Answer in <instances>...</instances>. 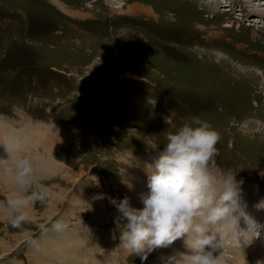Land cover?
I'll return each instance as SVG.
<instances>
[{"label":"rangeland","instance_id":"1","mask_svg":"<svg viewBox=\"0 0 264 264\" xmlns=\"http://www.w3.org/2000/svg\"><path fill=\"white\" fill-rule=\"evenodd\" d=\"M133 5L139 6L135 14ZM83 34L88 41H66ZM195 50L235 67L241 77L202 62ZM51 113L72 131L77 127L80 142L42 143L33 182L51 189V204H32L22 228L11 225L16 213L7 203L22 189L0 164L6 174L0 175V258L59 217L78 229L95 219L98 264H139L141 258L121 244L114 223L120 214L111 201L127 196L133 208L143 207L145 166L163 151L167 132L194 116L221 133L217 171L235 175L241 188L260 184L264 199V126L249 118L264 120V0H0V142L12 135L23 146L35 142L45 133L43 124L17 131L1 123L20 126ZM2 145L0 159L15 158L23 148ZM240 213L231 217L230 224H239L231 233L224 225L229 236L240 232ZM263 219L255 223L264 230ZM185 240L156 249L143 264H167L169 256L188 251ZM237 241L226 237L225 260L247 264ZM254 249L264 262V242ZM28 253V264H56L41 258L38 248Z\"/></svg>","mask_w":264,"mask_h":264},{"label":"clouds","instance_id":"2","mask_svg":"<svg viewBox=\"0 0 264 264\" xmlns=\"http://www.w3.org/2000/svg\"><path fill=\"white\" fill-rule=\"evenodd\" d=\"M165 138L163 151L146 165L149 191L141 194L143 207L133 208L127 196L119 203L111 201L120 214L114 223L121 244L143 262L156 249L186 237L188 251L169 256L167 264H226L222 251L226 237L230 243L238 241L237 233H226L223 221L238 210L243 181L233 174L219 181L214 174L221 133L194 116ZM0 164L22 189L7 201L16 213L11 225L22 228L29 222L27 209L32 204H51V189L34 184L36 169L28 156L0 159ZM65 227L63 219H56L42 231L60 232Z\"/></svg>","mask_w":264,"mask_h":264},{"label":"bare ground","instance_id":"3","mask_svg":"<svg viewBox=\"0 0 264 264\" xmlns=\"http://www.w3.org/2000/svg\"><path fill=\"white\" fill-rule=\"evenodd\" d=\"M213 1V0H212ZM226 1V0H225ZM211 2V1H210ZM61 3V2H60ZM121 3V2H120ZM134 6V5H133ZM122 7V6H121ZM120 7V8H121ZM129 8V7H128ZM139 6L137 7L136 5L134 6V7H132L131 9L129 8V10H130V12L131 13H133V14H135L136 12H138L139 11ZM122 11V10H121ZM72 13V12H71ZM150 12H148V14H149ZM24 138V137H23ZM22 140V138H20L19 136H17V139L14 141V139H13V135L12 136H10L9 138H7V141H5L4 143H2V142H0V147H1V145L2 144H4V145H6V146H8V149L10 150V151H18V149L20 148V147H23V144H20V141ZM3 141V140H2ZM3 146V145H2ZM16 151V152H17ZM14 153V152H13ZM12 153V154H13ZM7 154V153H6ZM8 155V154H7ZM1 156V155H0ZM4 156V155H3ZM8 158V157H7ZM9 158H10V156H9ZM39 159V158H38ZM154 162V161H153ZM50 163L48 162V165H49ZM146 167V166H145ZM6 172V174L7 175H10L7 171H5ZM6 174L4 173V171L3 170H0V175H2V176H6ZM43 175V174H42ZM147 175V174H146ZM41 178H43V177H41ZM52 178V177H51ZM9 180H11L10 178H8ZM148 180V179H147ZM18 186H16V185H14V189L13 190H17L16 188H17ZM4 192V191H3ZM5 194V193H4ZM2 195V194H1ZM0 195V196H1ZM4 196H6V195H4ZM11 196V195H10ZM8 198V197H7ZM31 209V208H30ZM50 210V209H49ZM30 213V212H29ZM264 213V212H263ZM234 217H235V215H234ZM236 222H232L229 226H230V228L228 227V229H229V233H231V231L234 229V228H237L238 226H239V224H235ZM226 240V239H225ZM231 245V244H230ZM125 247V246H124ZM226 247V246H225ZM224 247V248H225ZM233 247V246H232ZM231 247V248H232ZM104 248V247H103ZM102 248V249H103ZM227 248V247H226ZM225 248V249H226ZM229 248V247H228ZM230 249V248H229ZM233 249V248H232ZM261 250H262V248H260ZM7 251V250H6ZM222 251H223V249H222ZM225 251V250H224ZM229 251V250H228ZM234 251V250H233ZM237 251V250H236ZM8 252V251H7ZM264 252V251H263ZM224 253V252H223ZM229 253H232V251H230ZM233 253H235V251L233 252ZM264 254V253H263ZM260 256V253L257 251V254H256V256ZM236 256L237 255H234L233 257L234 258H236ZM256 256H255V258H256ZM264 256V255H263ZM253 259V263L254 264H257V260L256 259H258V258H256V259ZM241 259V258H240ZM264 259V258H263ZM107 260V259H106ZM235 260L236 259H233V258H231L230 257V260H229V262H226V264H235L234 262H235ZM245 260V259H244ZM259 262H261V264H264V262H263V260H262V258L259 260ZM240 263V262H239ZM118 264V263H117ZM241 264V263H240Z\"/></svg>","mask_w":264,"mask_h":264}]
</instances>
